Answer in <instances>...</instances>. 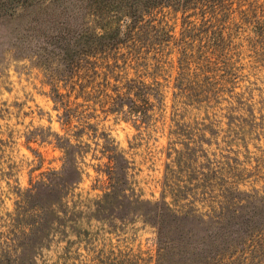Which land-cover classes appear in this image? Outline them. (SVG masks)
I'll list each match as a JSON object with an SVG mask.
<instances>
[{"label":"rangeland","instance_id":"374dc122","mask_svg":"<svg viewBox=\"0 0 264 264\" xmlns=\"http://www.w3.org/2000/svg\"><path fill=\"white\" fill-rule=\"evenodd\" d=\"M256 2L262 4L258 19L224 23L208 39L190 43L183 41L180 12L168 13L173 38L158 62L148 59L162 101L146 123L108 111L94 92L100 78L59 79L55 62L1 52L0 253L10 260L34 256L37 264H99L127 251L154 264L156 229L134 201L160 199L167 165L181 179L173 182L195 193L208 166L235 189L261 191L264 0ZM132 67L129 76L140 70ZM67 148L77 173L63 168ZM187 151L196 173L191 183L176 165ZM112 166H123L126 198L107 209L101 205ZM42 234V247L27 246Z\"/></svg>","mask_w":264,"mask_h":264},{"label":"trees","instance_id":"16d2710c","mask_svg":"<svg viewBox=\"0 0 264 264\" xmlns=\"http://www.w3.org/2000/svg\"><path fill=\"white\" fill-rule=\"evenodd\" d=\"M256 1L0 0V53L15 50L24 57L55 62L59 79L100 78V85L90 83L97 86L94 92L104 99L108 111L146 123L149 111L162 101L159 82L148 71V59L158 62L162 46L173 38L168 13L180 12L183 41L190 43L208 39L224 23L258 19L263 15L262 4ZM132 64L140 70L129 76L126 69L134 68ZM64 155L63 168L70 166L77 173L75 163L68 161V148ZM191 155L181 152L176 160L187 183L196 177L190 169ZM174 172L167 165L160 199L134 201V210L156 229L154 264H264V187L261 191L235 189L208 166L200 172L201 184L195 193L191 185L173 182ZM122 174L123 166L110 168L111 190L102 207L113 209L117 198H126ZM68 182L62 179L63 185ZM42 238L43 234L32 235L27 246L42 247ZM3 261L37 264L34 256L10 260L0 253ZM142 262L139 255L126 251L99 264Z\"/></svg>","mask_w":264,"mask_h":264}]
</instances>
